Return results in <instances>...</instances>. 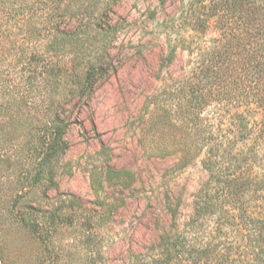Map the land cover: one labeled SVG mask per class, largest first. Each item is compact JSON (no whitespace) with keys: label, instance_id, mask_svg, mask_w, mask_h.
<instances>
[{"label":"rangeland","instance_id":"374dc122","mask_svg":"<svg viewBox=\"0 0 264 264\" xmlns=\"http://www.w3.org/2000/svg\"><path fill=\"white\" fill-rule=\"evenodd\" d=\"M46 2L0 0L1 262L131 264L161 255L209 181L204 156L185 165L162 152L173 149L162 140L180 136L181 120L168 121L170 103L152 98L194 62L187 49L165 59L162 31H182L183 0H118L110 15L118 31L105 43L112 66L83 94L68 67H56ZM173 15L175 28L166 22Z\"/></svg>","mask_w":264,"mask_h":264},{"label":"trees","instance_id":"16d2710c","mask_svg":"<svg viewBox=\"0 0 264 264\" xmlns=\"http://www.w3.org/2000/svg\"><path fill=\"white\" fill-rule=\"evenodd\" d=\"M46 1L57 69L68 67L81 94L92 91L112 64L106 44L118 31L110 17L118 0ZM184 4L182 31H162L165 59L172 63L187 49L195 56L192 68L152 98L155 105L170 103L168 121L174 113L181 120L180 136H161L173 146L162 152L181 154L185 165L204 156L209 181L171 246L131 264H264V0ZM168 21L175 28V15ZM158 120L155 114L152 125ZM56 134L59 160L65 146L60 125Z\"/></svg>","mask_w":264,"mask_h":264}]
</instances>
